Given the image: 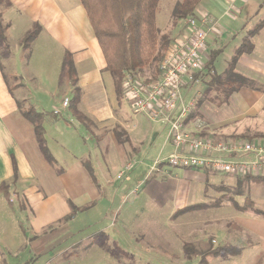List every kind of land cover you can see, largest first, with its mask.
<instances>
[{"label":"crops","instance_id":"crops-1","mask_svg":"<svg viewBox=\"0 0 264 264\" xmlns=\"http://www.w3.org/2000/svg\"><path fill=\"white\" fill-rule=\"evenodd\" d=\"M6 2L8 5L3 8L2 17L4 22L9 24L7 39L10 53L0 64V184L2 182L9 184V198L13 205L9 206L7 199L0 192V208L9 209L12 213L27 214L26 225L35 234L34 237H38L37 235L41 233L47 237L53 232L68 231L67 223L73 221L74 217L58 221L75 209L102 198L105 188L103 186L101 191L102 184L111 183L126 164L134 162L133 154L139 150L137 136L144 134L142 117H131L130 100L117 98L111 74L104 69L106 63L102 50L80 0H6ZM235 2L237 3V0H201L198 4V15L206 14L214 26L208 34L204 59H208L211 50H220L217 45L215 48L211 46L217 43L216 38L224 29L221 24L224 22L221 10L226 8V12L230 11ZM240 4L238 7L241 6ZM245 22V18L240 20V23H243L242 30ZM36 25L39 31L31 42L28 53L25 50L21 52L19 38L25 36ZM12 32L17 35L13 40ZM254 49L239 57L236 71L255 82L259 81L262 89L258 91L252 87H242L234 91L228 100L235 102L237 114L244 113L240 107V103L244 102L247 105L245 116L255 120V116L264 115V59L254 56ZM66 54L73 63L76 74L75 85L81 89L78 110L92 121V130L88 132L94 138L96 163L91 164V155L86 157L84 153H74L76 141L73 140L71 130L75 125L80 128L82 125L73 117L68 106L62 104L65 98L71 99L73 91L72 79L61 74ZM58 62L60 69L56 76L53 72ZM6 71L10 72L16 82L13 86L8 85L6 82L9 80L4 79L3 72ZM22 82H31L33 93L31 88ZM46 82L51 84L48 85ZM53 82H57L58 85L62 82L65 87L66 94L61 100ZM197 82H201V79ZM26 87L29 88L28 92L24 91ZM21 101L34 105L40 112L48 111L41 107L42 105L40 109L37 108V103L50 106L49 112L57 111L60 114L62 110L63 116L56 119L50 116V119L44 121L45 144L52 155L53 163L43 155L32 123L18 108L17 104ZM45 101L47 102L44 103ZM200 107L198 111L203 115ZM246 128L250 134L263 136L260 138L264 140V130ZM157 136L156 131L148 134L150 141ZM167 147L173 149L171 141L165 136L160 151ZM167 154L170 153L160 154L157 158L164 159ZM86 162L90 169L86 167ZM140 163L144 166V163L141 161ZM151 165H148L150 168L144 166L146 169L143 173L144 177L139 180L146 186L150 181H157L158 185H162L163 191L154 195L147 192L146 195L152 202L169 195L167 200L172 201L173 212L188 206L189 202H192L189 200L196 197L197 190H201L204 196L206 186L211 184L212 174L206 173L205 170L183 171V176L188 177L180 178L176 173L179 170H171L166 163L160 164L154 170ZM134 167L133 163L131 169ZM155 174H160L161 179H155ZM150 176L152 177L149 179ZM168 178L173 179L174 189L171 194L168 193L169 187L165 185ZM232 178L233 183H243L237 176ZM199 180L204 182L200 189L195 185ZM256 195L258 196L259 193H254L250 198L257 207ZM257 208L264 210V207ZM247 219H249V223H246L248 226L251 224L255 228L257 226L262 228L264 241V218ZM16 222V226H12L18 231L14 232L11 229L1 237L2 245L13 255L17 254L21 248L19 246L23 245L26 251L30 243L34 242L29 240L31 237L28 238L23 222L18 219ZM1 225L2 222L0 227ZM2 259L4 258H1L0 262Z\"/></svg>","mask_w":264,"mask_h":264},{"label":"rangeland","instance_id":"rangeland-1","mask_svg":"<svg viewBox=\"0 0 264 264\" xmlns=\"http://www.w3.org/2000/svg\"><path fill=\"white\" fill-rule=\"evenodd\" d=\"M180 1L182 0H158L155 22L159 30V41L163 34L173 35L175 32L171 23L172 10ZM239 3L242 7H238ZM226 10V8L221 10L224 16V22L221 24L226 31L222 28L221 35L216 38L217 43L211 46L215 48L217 45V48H220L213 62L216 73H222L227 68L228 61L236 47L244 42H249L254 46V56L264 59V0H237L230 11L226 12ZM243 18L246 20L244 30L241 29L243 23H240ZM259 24L262 26L255 31ZM11 36L13 40L17 35L12 32ZM23 39L24 36L19 38L21 52L24 51ZM20 69L22 72V66ZM59 69L60 62L56 64L53 74L57 76ZM209 71L201 68L198 71L199 74L197 73L198 81L202 78L201 82L193 83L183 91L186 102L191 98H194L195 102L204 98L200 107L203 112L200 119L204 121V125H207L204 129L206 135L214 137L215 140L234 138L263 140L257 135L250 134L246 127L264 130V115L255 116V120L245 116L247 105L244 102L240 103L241 111L244 113H235V102L228 100L226 91L214 90L215 85L209 86L211 85L209 84L210 75H207ZM151 72L152 68L145 67L144 77H150ZM6 73L9 84L12 86L16 84L10 72L6 71ZM22 83L29 86L33 93L31 82ZM53 83L58 89L61 100L66 94L65 87L62 82L60 85L57 82ZM46 84L49 85L51 82H46ZM260 85L259 81L252 82L254 90L260 91L262 89ZM24 91L28 92L29 88L26 87ZM21 102L23 108L26 109L28 103ZM37 105V108L42 105L41 107H44L46 111L51 109L50 106L44 104L37 103ZM130 106L131 117H142L144 133L137 136L139 150L133 154L132 158L135 167L125 172L120 178L114 177L111 183L102 184L101 191L103 186L105 187L102 198L80 209H75L71 216L74 220L67 223L69 232L57 231L47 237L41 233L35 238V234L26 225L27 214L12 213L9 209L0 208V222H2L0 259L4 258L0 264H254L259 258L261 260L264 254L262 228L246 224L249 223L247 218H260V216L257 217L250 211L239 210L237 204H244L245 196L250 197L258 192L259 197L255 196L256 205L263 208L264 182L237 184L233 183V175L209 171L212 174L210 180L212 185L206 186L204 196L201 190H197L196 197L189 200L192 202H189L191 204L188 206H195V208L172 216L174 209L172 201L167 200L169 195L155 199L154 202L150 201L146 195L147 192L154 195L163 191L162 185H158V182L153 180L146 186L143 181L139 180L144 177L146 166L162 160L157 158L158 155L173 151L169 147L160 151L165 142L167 126L162 121L152 119L144 113L133 112V107L131 104ZM60 112L58 117L63 116L62 110ZM47 119H50V116H47L44 121ZM73 127L72 137L76 144L75 152H72L84 153L86 157L91 155V164L96 163L94 138L83 126ZM154 131L158 132V136L150 141L148 134ZM170 168L174 171L179 170L176 173L180 178L188 177L183 176V171L192 169ZM154 177L161 179L160 174H155ZM167 180L165 185L169 187L168 193L171 194L174 189L173 179L168 178ZM195 185L200 189L204 182L199 180L195 182ZM17 219L23 222L28 238L31 237L29 240L34 242L30 243L26 251L23 245L19 246L21 248L17 254L13 255L8 252L9 249L4 248L1 237L3 233H9L11 229L14 232L18 231L12 226H16ZM184 244L191 247L195 251L194 254L190 255L186 252L183 248ZM222 248L226 251L220 253L219 250ZM261 264H264L263 256Z\"/></svg>","mask_w":264,"mask_h":264},{"label":"trees","instance_id":"trees-1","mask_svg":"<svg viewBox=\"0 0 264 264\" xmlns=\"http://www.w3.org/2000/svg\"><path fill=\"white\" fill-rule=\"evenodd\" d=\"M80 1L86 10L89 21L94 29L96 39L102 50L106 63L104 69L109 71L112 75L116 96L118 99L125 98L126 100L127 97L123 88V80L125 75H130L138 81L147 82L155 80L159 74V62L176 36L179 35L185 28L186 21L189 18L198 15L197 6L201 2V0H182L177 2L172 10L171 20L175 32L173 35L163 34L159 41V30L156 27L155 22V9L158 0ZM7 5L8 4L6 0H0V64L1 61L10 53V46L7 39V30L9 24L4 22L2 17L3 8H5ZM261 26L262 24H259L255 31H257ZM38 31L39 27L36 25L24 36L22 46L27 53L29 51L31 42L37 35ZM255 31L251 30V32ZM206 49L207 45L205 50ZM253 49L254 46L249 42H244L237 46L228 61L227 68L222 73H216L213 65L219 50H211L208 59H203L204 67L202 66V68L210 70L207 75H210L209 77L211 79L209 84L211 85H208L210 87L215 85L214 90L221 89L226 91L228 95L227 97H230L234 91L242 87H252V82L254 81L237 72L236 64L239 57L243 53H249ZM145 67L152 68L150 77H144L143 73ZM61 74L63 76H68L73 81L72 97L70 100H68L67 104L69 111L87 131H91L92 121L78 110L81 89L75 85V70L71 58L67 54L63 59ZM198 74H196V76ZM3 75L4 79L8 81L7 73L3 72ZM6 83L9 85V82ZM203 99L196 101L194 110L189 114L186 121L202 117L201 113L198 111V107L202 105ZM22 104V102H18V108L20 109L22 115L32 123L40 150L42 151L45 158L50 163H53L54 160L52 155L45 144L44 119L47 116H52L56 119L59 116V113L37 111L35 106L32 104H28L27 108L24 109ZM202 134H206L205 130L202 132ZM162 163L165 162H161L159 165ZM85 164L86 167L90 169L89 164L87 162ZM205 171L208 174L212 172H209V170ZM237 177H239L241 179L240 181L243 183L251 182L260 184L264 182V172L259 175ZM0 192L7 199L8 205L12 207L13 203L9 198V184L2 182L0 184ZM192 208H195V206H185L179 208L173 212L172 216ZM237 208L241 211H250L256 216L264 218V210L258 209L249 196H245L244 204H237ZM73 213L74 211L70 212V214L66 215L58 222L69 219L71 216H73ZM183 248L186 252H189L190 255L194 254L195 252L191 247L185 246V244L183 245ZM219 251L221 253L225 252L226 250L222 248ZM262 256L261 260L259 258L254 264H261Z\"/></svg>","mask_w":264,"mask_h":264},{"label":"built area","instance_id":"built-area-1","mask_svg":"<svg viewBox=\"0 0 264 264\" xmlns=\"http://www.w3.org/2000/svg\"><path fill=\"white\" fill-rule=\"evenodd\" d=\"M212 30L213 24L206 14L189 18L159 62L158 77L144 82L126 74L123 88L136 113H144L167 126L166 137L173 151L154 162L153 170L165 162L170 167L233 176L259 175L264 172V140H215L202 134L206 125L200 118L186 121L196 102L194 98L186 102L183 91L198 81L196 74L203 66L204 50ZM62 104L67 106L68 98ZM131 167V163L126 164L117 178Z\"/></svg>","mask_w":264,"mask_h":264}]
</instances>
